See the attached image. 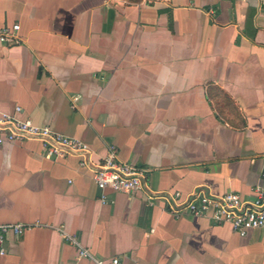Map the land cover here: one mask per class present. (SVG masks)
I'll list each match as a JSON object with an SVG mask.
<instances>
[{
    "label": "crops",
    "instance_id": "obj_1",
    "mask_svg": "<svg viewBox=\"0 0 264 264\" xmlns=\"http://www.w3.org/2000/svg\"><path fill=\"white\" fill-rule=\"evenodd\" d=\"M14 25L0 115L87 151L0 145V226H28L3 234L0 264H264V230L183 209L264 189V0H0ZM111 147L144 170L140 191L96 188Z\"/></svg>",
    "mask_w": 264,
    "mask_h": 264
},
{
    "label": "built area",
    "instance_id": "obj_2",
    "mask_svg": "<svg viewBox=\"0 0 264 264\" xmlns=\"http://www.w3.org/2000/svg\"><path fill=\"white\" fill-rule=\"evenodd\" d=\"M153 1L165 3L168 0ZM17 30V25L10 29L2 28L0 42L7 45L15 44ZM15 111L19 112L20 109L15 108ZM29 139L41 141L45 156L48 158L62 157L70 153L82 154L87 151V146L84 143L57 134L49 127L36 126L28 120L21 121L12 115H0V145ZM143 177L144 170L117 160L112 147L99 166L92 171L93 181L101 194L106 191L134 194L141 190ZM183 209L194 217L207 216L215 224H226L239 237H245L255 229L264 230V189L262 188L255 189L254 197L251 200H245L235 192H227L220 196L196 192L184 204ZM26 229L28 226L22 224L0 226V243L3 234L7 232L20 234ZM70 240L76 243L74 240ZM79 257L89 258L87 250L81 249ZM96 263L102 264L101 261ZM110 264H118V260L113 259Z\"/></svg>",
    "mask_w": 264,
    "mask_h": 264
}]
</instances>
